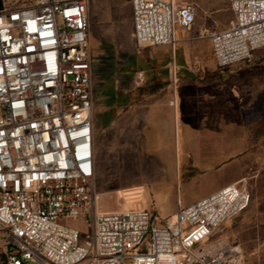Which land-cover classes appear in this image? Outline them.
Instances as JSON below:
<instances>
[{
	"label": "built area",
	"instance_id": "1",
	"mask_svg": "<svg viewBox=\"0 0 264 264\" xmlns=\"http://www.w3.org/2000/svg\"><path fill=\"white\" fill-rule=\"evenodd\" d=\"M229 26L206 32L220 69L264 48V0H229ZM136 45L177 42L197 8L131 0ZM172 82L178 71L170 68ZM88 0H32L0 9V260L2 264H244L219 229L252 201L243 180L155 224L148 208L99 205ZM138 79L143 81L142 74ZM84 220L89 231L69 225Z\"/></svg>",
	"mask_w": 264,
	"mask_h": 264
},
{
	"label": "rangeland",
	"instance_id": "2",
	"mask_svg": "<svg viewBox=\"0 0 264 264\" xmlns=\"http://www.w3.org/2000/svg\"><path fill=\"white\" fill-rule=\"evenodd\" d=\"M31 1L0 0V9ZM178 2L193 3L197 8L195 23L185 30L186 36L222 30L234 19L229 0ZM88 16L101 208L134 209L139 205L151 211L155 224H161L176 212L178 198L187 205L219 182L224 186L243 180L251 191V204L225 222L218 233L241 245L244 264H264V48L248 61L220 69L208 38L189 41L192 56L183 58L185 71L178 76V90L183 93L179 104L188 128L184 125L176 134L173 123L169 132L153 134L148 126L154 119L146 118L145 110L141 119L138 105L140 92L153 89L148 83L152 71L148 75L147 61L153 47L136 45L131 0H88ZM125 70L132 75L121 76L120 88L139 92L133 110L136 117L124 119L122 112L116 120L99 118L100 87ZM142 71L146 77L140 81ZM67 223L89 231L84 220ZM30 264L39 263L33 260Z\"/></svg>",
	"mask_w": 264,
	"mask_h": 264
},
{
	"label": "crops",
	"instance_id": "3",
	"mask_svg": "<svg viewBox=\"0 0 264 264\" xmlns=\"http://www.w3.org/2000/svg\"><path fill=\"white\" fill-rule=\"evenodd\" d=\"M185 30L183 28L178 27L176 30V37L177 42L174 48L171 45H159V46H142V47H153L152 48V55L148 58V62L150 63L148 70L152 71V77L149 78L148 83L152 85V90L145 91V94L140 92L139 96V103L140 106V118L142 119L146 114V118L154 119V122H150L151 132L153 134H164L171 130L173 123H175L176 134L182 131L184 125L187 127L186 117L183 114V111L180 107L179 102L181 101V89L178 90V83L176 85L172 82V75L170 77L168 75L171 65L174 63L177 71L178 76L180 72L184 70V60L190 59L192 54V46H190L189 41L196 40V39H205L204 35L199 37L193 36H186ZM209 39V38H208ZM210 40V39H209ZM211 42V40H210ZM212 45V43H211ZM258 51V50H257ZM256 51V52H257ZM213 52V48H212ZM156 70H159V74L156 75ZM171 73V71H170ZM138 74H142L143 80H145V72H139ZM132 74L126 73V70L123 71L119 76L115 75L113 78L114 80H109V82L103 87L99 86L100 93L98 96V103L96 107V114L101 119H117L119 115L123 112L124 119L126 118H135L136 115L133 113L135 104L137 102L138 93L136 92H122L120 88V80L121 76L123 77H131ZM171 80V81H170ZM98 82V81H97ZM98 85V84H97ZM149 87V86H148ZM175 100L172 102V98ZM174 106V110L173 107ZM177 107V112L175 111ZM145 110V114H143ZM155 112H158L157 114ZM177 114V116H176ZM177 118V119H176ZM176 121H177V128H176ZM116 123V122H115ZM188 128V127H187ZM95 130V127H94ZM168 130V131H167ZM179 136V135H178ZM180 137L176 139V143L178 142ZM95 156H96V149H95ZM96 171L97 177L99 172V164L96 159ZM223 183L219 182L215 184L212 189L209 191L197 195L195 199H192L188 202V204L195 202L196 200L204 197L205 195L210 194L211 192L219 189L222 187ZM142 206L135 205L132 208L137 209L141 208ZM123 209H128L127 207Z\"/></svg>",
	"mask_w": 264,
	"mask_h": 264
},
{
	"label": "bare ground",
	"instance_id": "4",
	"mask_svg": "<svg viewBox=\"0 0 264 264\" xmlns=\"http://www.w3.org/2000/svg\"><path fill=\"white\" fill-rule=\"evenodd\" d=\"M175 217V213L172 215V217L171 218H174Z\"/></svg>",
	"mask_w": 264,
	"mask_h": 264
}]
</instances>
